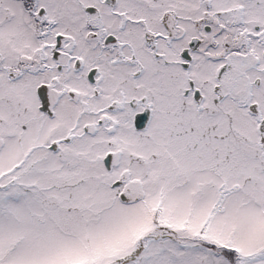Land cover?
I'll return each mask as SVG.
<instances>
[{
    "label": "snow or ice",
    "instance_id": "snow-or-ice-1",
    "mask_svg": "<svg viewBox=\"0 0 264 264\" xmlns=\"http://www.w3.org/2000/svg\"><path fill=\"white\" fill-rule=\"evenodd\" d=\"M0 264H264V0H0Z\"/></svg>",
    "mask_w": 264,
    "mask_h": 264
}]
</instances>
